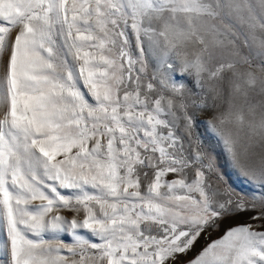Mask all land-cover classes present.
Segmentation results:
<instances>
[{
    "label": "snow or ice",
    "instance_id": "1",
    "mask_svg": "<svg viewBox=\"0 0 264 264\" xmlns=\"http://www.w3.org/2000/svg\"><path fill=\"white\" fill-rule=\"evenodd\" d=\"M0 227V264H264V0H0Z\"/></svg>",
    "mask_w": 264,
    "mask_h": 264
},
{
    "label": "rangeland",
    "instance_id": "2",
    "mask_svg": "<svg viewBox=\"0 0 264 264\" xmlns=\"http://www.w3.org/2000/svg\"><path fill=\"white\" fill-rule=\"evenodd\" d=\"M150 68H151V65H150ZM188 80H189V83H191V77H188ZM259 99H261V97L254 95V102H255V100H259ZM236 103L241 104L242 101L238 100V101H236ZM225 107H226V105H221L219 110L223 111ZM196 117H197V123L193 129V133H194V135H200L202 137V139L204 140L205 145L207 146L210 143H212L209 139L210 134L205 132V129L207 126L206 122H207V119L209 117L206 116L204 113H201V112H198L196 114ZM216 150L219 151L218 148ZM217 163L219 166V172L222 174V178L227 185H230L237 192H241V193L246 192L249 194L252 193L253 189L235 175V173L232 171V169L228 165L227 160L224 156H220ZM36 203H38V202H36ZM60 214L63 215L68 220H71L74 216V213L71 211H68V210H63ZM245 219H247V216L240 218L239 222H242ZM236 222L237 221H226L224 226L226 227L227 225L232 224V223H236ZM222 232H223V227H222L221 231L213 232L211 235L202 234V236H201L200 240L198 241V243L196 244L195 248L192 250V252H190L188 254L187 257H185V259H190V258L194 257L196 255V253L199 252L205 244L210 243L211 241L219 238L222 235ZM81 234L85 235L86 237L91 239L90 234L87 233L86 231L81 230ZM61 239H63L66 242H71V238L67 234L63 235L61 237ZM5 243H6L5 233L2 229V227H0V261H6L8 259L7 254L3 248Z\"/></svg>",
    "mask_w": 264,
    "mask_h": 264
}]
</instances>
